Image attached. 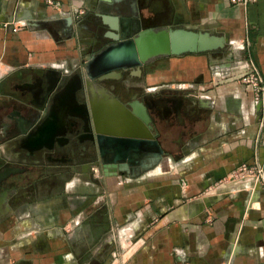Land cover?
<instances>
[{
  "label": "crops",
  "instance_id": "0c3cea01",
  "mask_svg": "<svg viewBox=\"0 0 264 264\" xmlns=\"http://www.w3.org/2000/svg\"><path fill=\"white\" fill-rule=\"evenodd\" d=\"M54 1L58 6L47 0H1L0 18L11 14L7 19L14 22L0 24V116L15 115L23 106L44 112L32 104L42 103V95L35 99L20 83L41 77L46 82L52 71L70 77L72 68L103 47L101 40L96 42L99 49L91 54L92 46L84 43L95 38L84 22L101 16L94 0ZM164 1L172 7L174 24L225 35L238 55L243 49L251 52L264 76V0H249L246 6L230 0ZM70 16L73 27L67 22ZM214 53L210 57L222 61L215 66L221 77L213 74L206 55L187 53L172 58L175 74L151 78L156 82L150 84L181 90L198 106L212 105L207 122L186 140L182 157L166 158L149 171L138 166L118 175H83L52 194L43 183L47 176L36 189L21 186L6 192L0 198V264H89L112 238L93 246L84 229L88 213L101 208L113 228L133 219L142 222V249L130 264H264V188L259 195L254 178H230L243 162L264 165V130L252 92L236 80L231 53L224 52L221 59ZM91 87L100 99L101 86L93 81ZM14 146L0 143V169L35 165ZM23 192L31 200L8 205L12 195ZM68 195L78 217L72 231L67 230L73 221L64 220Z\"/></svg>",
  "mask_w": 264,
  "mask_h": 264
},
{
  "label": "water",
  "instance_id": "95a60500",
  "mask_svg": "<svg viewBox=\"0 0 264 264\" xmlns=\"http://www.w3.org/2000/svg\"><path fill=\"white\" fill-rule=\"evenodd\" d=\"M103 22L109 26L107 36L114 42L106 45L92 55L85 68L87 77L77 72L64 82L59 83L62 71H57L59 80L52 82L46 79L42 88L31 86L32 96L37 99L42 95V103L32 100V104L44 110L51 98V108L56 121L41 119L42 112H33V108L23 106L19 116L13 119L12 136L15 149L25 151L26 155L35 159L45 151L55 148L63 142L56 136L64 135V118L72 115L74 108L87 104L78 103V93H92L90 105L93 108V119L96 131V148L105 174L118 175L140 166L149 171L160 165L164 158V150L152 133L151 118L142 103L136 106L130 103L127 107L110 94L105 87L100 91L98 99L96 91L91 87L95 80L111 78L117 70L140 69L149 60L159 56H177L185 53L220 52L228 45V38L223 34L208 30L187 28L185 26H166L157 28L153 23H142V15L137 0H94ZM2 2L0 0V10ZM6 11V9H5ZM73 27V18L67 20ZM54 34V30L49 28ZM55 72V71H53ZM66 105L73 111L67 110ZM203 109L212 111V105H201ZM60 116V120H59ZM58 117V118H57ZM53 122V124H51ZM62 127V131L59 127ZM27 170L21 166H4L0 170V188L13 176ZM110 171H115L109 174ZM262 187L256 186L259 193Z\"/></svg>",
  "mask_w": 264,
  "mask_h": 264
},
{
  "label": "flooded vegetation",
  "instance_id": "af4514ba",
  "mask_svg": "<svg viewBox=\"0 0 264 264\" xmlns=\"http://www.w3.org/2000/svg\"><path fill=\"white\" fill-rule=\"evenodd\" d=\"M140 1L141 0H137L142 15V23H153L157 28L176 26L174 20L171 18L172 7L169 3H166L164 0H142L140 4ZM85 15L87 14H83V16ZM95 18L96 19L92 20L89 18L87 20V25L91 27L92 31L97 36H106L109 26H106V28L103 26L104 22L101 16ZM105 39L107 43L104 44L103 47L114 42L111 37H105ZM144 65H142L140 69L117 70V72L112 74L111 78L103 80L95 79L94 81L100 82L110 94L114 95L130 109V103H134L136 106H140L143 103L151 118L152 133L164 150L163 158L175 159L177 157H182L186 140L191 133H194L199 123L207 122L209 119L208 111L196 105L194 99L188 97L187 94L184 95L181 90L162 86L160 84H150L156 82L151 79L154 78L153 76L145 77V82H143V76L146 73ZM77 72H74L72 75ZM68 78L69 77L62 75V78L59 80V75L53 71L48 77L52 82H57V80L61 81L59 83L64 82ZM43 79L44 78L41 77L33 82L24 81L21 82L20 85L23 90L33 85L35 89L36 87L40 88V84L43 85ZM43 82H45V80H43ZM31 88L34 89L33 87ZM90 95L91 94L85 97L79 92L77 96L78 103L87 105L85 107L80 105L74 108L75 110L72 115L69 114L65 116L64 135L58 134L56 136L60 138L63 144L58 146V142H55L54 149L45 151L43 155H36L34 159L35 165L28 168L26 167L27 170L24 174L13 176L8 181H12L8 189L5 187H3V189L0 188V198L5 196V193H8L13 188L16 189L17 187L23 186L29 189L33 185L36 189L37 181L48 176V172H46L45 168L51 163L57 164L58 169L63 166V169L57 172H59V175H61V171L65 173L64 175L69 172L71 174L70 178H76L78 174L80 176L92 174L91 170H93L94 166L100 164L101 161L95 143L96 131L93 119V108L90 105V99L92 100L93 96ZM51 103L52 100L49 98L43 110L44 112H42L41 119L54 122L56 121V115L54 114L55 112L52 113L53 109L51 108ZM66 108L67 110L69 109V111H73L68 105H66ZM19 111H17L15 115L10 113L6 117L0 116V143L13 144L12 136L15 134V131L12 127V123L13 119L19 116ZM33 112L38 111L33 109ZM53 122H51V124H53ZM59 129L61 130L62 127L60 126ZM43 162L46 164L45 167L39 166V164ZM12 165L17 166L16 164ZM67 165L68 167L65 168L64 166ZM66 183L67 181L65 180L58 181L60 187ZM4 184H7V182H4L3 185ZM20 200H31V198L24 195L23 192V194L12 195L7 203L15 208L18 204L23 202ZM64 220H67V222L73 221L70 217L68 219L66 214ZM74 224L73 221L72 226H70L67 231L74 230ZM84 229L93 246H96L99 242L106 240L109 235L113 234L116 227L113 228L108 218L107 210L101 208L100 210H93L88 213ZM125 237L127 236H124V238ZM111 241L112 240L107 241L99 247V251L90 259L89 264H110L111 260H113V253L115 252V246ZM124 243H121V245L124 246ZM91 254V252L87 253L88 256Z\"/></svg>",
  "mask_w": 264,
  "mask_h": 264
},
{
  "label": "rangeland",
  "instance_id": "374dc122",
  "mask_svg": "<svg viewBox=\"0 0 264 264\" xmlns=\"http://www.w3.org/2000/svg\"><path fill=\"white\" fill-rule=\"evenodd\" d=\"M7 17L4 19L0 18V24H10V22H14L13 19H7L11 17V14H5ZM80 16H83L80 15ZM82 20V17L79 18V22ZM88 20V19H87ZM85 21V20H84ZM83 21V22H84ZM85 24H87L88 22L85 21ZM17 24V22H16ZM18 24H22L21 22H18ZM178 25V24H177ZM103 26L106 28L107 25L103 24ZM93 35L95 36V38H89V42H84L87 43L85 45V47H91V54L95 53V51H97L99 48H95V46H93V44H95L96 42L98 43V41L101 40V46H104V44L107 43V40L105 39V37H97L96 34L94 32H92ZM80 36V35H79ZM90 36V35H89ZM84 41V38H83ZM82 41V42H83ZM231 47H233V44L228 43L227 47L223 50H219L221 52H230V57H231V61H232V66L233 68H235V73L237 74V81L241 82V77L243 76L246 68L241 67L242 62L248 60L249 62H252L259 68L257 62L255 61L254 57L252 56L251 52L246 51V49H243L241 54H237V50H233L231 49ZM98 52V51H97ZM211 51H206V52H198V53H192V54H199V55H206L208 57V65L211 68L213 74L216 73V75L218 74L219 77L223 76L222 71H217L218 69L215 68L216 65H219L222 61H214L209 53ZM187 54V53H185ZM191 54V53H189ZM93 55V54H92ZM184 55V54H183ZM179 56V55H178ZM181 56V55H180ZM174 56H159V57H155L151 60H149L144 67L145 69V74L143 76V82H145V77L148 76H153V77H159V80L162 79V77H165L166 75H172V72H174L173 74L176 73V70L173 71L171 69V61L172 58ZM251 60V61H250ZM156 61H160L162 65L155 67L154 63H156ZM85 68H86V60H84L82 63H80L78 66H75L73 69L74 72H80V73H85ZM260 70V68H259ZM229 72H232V70H230ZM261 72V70H260ZM222 74V75H221ZM262 74V72H261ZM263 76V74H262ZM264 78V76H263ZM97 85L104 87L100 82L94 81ZM147 82V81H146ZM241 84H243L246 88H248L244 83L241 82ZM250 90V88H248ZM251 91V90H250ZM83 94V96H87L86 92L82 91L81 92ZM214 107V106H213ZM258 125H260V121L258 119ZM264 130V127L263 129ZM174 161V159H173ZM162 164V163H161ZM163 164H167L170 165V163L168 162H164ZM63 166L60 167V169H58V165L57 164H48L47 167L45 168L46 172H48V176L47 178L45 177L44 179V185L46 186V189L49 190V193L52 194L54 192L59 191V184L58 181H67V183L69 181H71L72 179L75 178H70L71 174L69 172H67L66 175H64L65 173H63V171H61V175H59V170H62ZM65 168L68 167L64 166ZM110 172V170H109ZM63 173V174H62ZM92 173V174H91ZM91 175L90 176H94L98 173H100V175H102L103 173L105 174V169L102 165V163L100 162V164H98L97 166H94L93 170H91ZM118 174H123L122 172H118ZM77 178L81 177L79 174L76 175ZM66 185V184H65ZM56 186V187H55ZM64 186V185H63ZM264 188V184L262 185ZM62 188V187H61ZM68 195V201L69 203L66 204V207H64V213L66 214V217L69 219H73L75 220L76 218V214H75V209L72 208V204H70V202H73V199L71 201V198L69 199ZM72 196V195H71ZM74 197V195H73ZM20 201H24V200H20ZM65 218V217H64ZM135 219L130 220L129 222H126V224H124V226L122 227H116L115 232H113V234L109 235L110 237H112L110 240H112V244L115 246V252L113 253V260H111L110 264H130L133 263L135 260H138L139 256H140V251H141V247H142V243L140 242L142 239V227L138 226L140 223L138 221H135ZM132 224H129L131 223ZM131 226L133 228H131ZM131 228V231L128 232V229ZM125 232H124V231ZM112 233V232H111ZM124 236H127L124 238ZM128 238L127 241H125L124 246L121 245V243H123V240H126Z\"/></svg>",
  "mask_w": 264,
  "mask_h": 264
},
{
  "label": "built area",
  "instance_id": "2783aa9c",
  "mask_svg": "<svg viewBox=\"0 0 264 264\" xmlns=\"http://www.w3.org/2000/svg\"><path fill=\"white\" fill-rule=\"evenodd\" d=\"M233 4L246 6L249 0H230ZM49 4L58 6V2L54 0H47ZM83 13V11L81 12ZM251 61V60H250ZM241 67L246 68L243 76L241 77V82L244 83L248 88H250L253 99L256 105H258V119L260 121V129L264 127V78L259 70V68L252 62L248 60L242 62ZM257 177L259 179V184L263 189L264 184V165L261 163L249 164L243 162L236 166L231 174L230 178L233 180H242L247 178ZM256 191V186H255ZM255 193V192H254ZM251 204V202H250ZM249 204V206H251ZM248 206V207H249Z\"/></svg>",
  "mask_w": 264,
  "mask_h": 264
},
{
  "label": "bare ground",
  "instance_id": "6f19581e",
  "mask_svg": "<svg viewBox=\"0 0 264 264\" xmlns=\"http://www.w3.org/2000/svg\"><path fill=\"white\" fill-rule=\"evenodd\" d=\"M215 58L216 59H221L223 56H224V52H215ZM157 99V98H156ZM164 99V98H163ZM164 112V111H163ZM161 115V114H160ZM162 166V165H161ZM253 180V179H252ZM244 182V181H243ZM254 182L257 184V185H260L259 184V179L257 177H254ZM197 202V201H196ZM200 202V201H199Z\"/></svg>",
  "mask_w": 264,
  "mask_h": 264
}]
</instances>
